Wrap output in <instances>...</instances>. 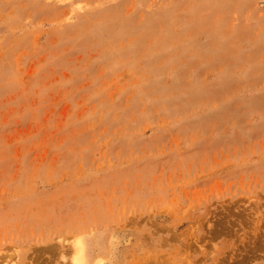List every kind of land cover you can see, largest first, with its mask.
I'll list each match as a JSON object with an SVG mask.
<instances>
[{
    "label": "rangeland",
    "instance_id": "rangeland-1",
    "mask_svg": "<svg viewBox=\"0 0 264 264\" xmlns=\"http://www.w3.org/2000/svg\"><path fill=\"white\" fill-rule=\"evenodd\" d=\"M79 254L264 264V0H0V264Z\"/></svg>",
    "mask_w": 264,
    "mask_h": 264
},
{
    "label": "bare ground",
    "instance_id": "bare-ground-1",
    "mask_svg": "<svg viewBox=\"0 0 264 264\" xmlns=\"http://www.w3.org/2000/svg\"><path fill=\"white\" fill-rule=\"evenodd\" d=\"M80 247V246H79ZM79 256H80V254L79 255H77V257L75 258V262L77 263V264H80V259H79Z\"/></svg>",
    "mask_w": 264,
    "mask_h": 264
}]
</instances>
